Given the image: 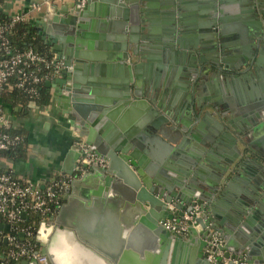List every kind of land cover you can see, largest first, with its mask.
<instances>
[{
	"label": "crops",
	"instance_id": "crops-1",
	"mask_svg": "<svg viewBox=\"0 0 264 264\" xmlns=\"http://www.w3.org/2000/svg\"><path fill=\"white\" fill-rule=\"evenodd\" d=\"M30 1L32 0H22V8L19 10L29 12ZM71 1L73 0L42 1V11L49 9L50 13L46 17L52 18L56 9ZM140 2L143 4L148 2L151 7L149 19L147 17L141 23L147 29L141 33L138 46L132 45L131 47V52L138 47L141 49L139 56L134 59L139 62L138 73H133L132 76L130 73L133 106L132 104H119L121 100L118 99H121L122 93L126 92L121 87L128 75L126 70L119 68L110 70L108 73L82 71L78 77V88L82 94L81 103L88 114H102L103 110H110L109 116L115 117L120 125L128 129L138 127L139 124L145 125L157 115L171 114L168 122L164 124L169 125L166 130L161 132L156 130L148 134L140 128L141 132H138L135 138L138 137L136 140L142 144V148L132 144L128 138L126 139L121 127L114 121L109 132V134L112 133L110 138L112 142L120 140L122 144H130L140 153L145 167L158 176L163 173H174L175 165H191L193 161L192 155L189 154V149L194 148L193 145V147L188 145L179 149L177 144H173V137L177 138L176 143H182L180 140L182 135L178 136L181 131L183 139L190 140L191 132L183 131L181 128L191 125V130H198V139L194 140L197 145L210 136L211 122H206L200 128L195 121L194 106L198 102L208 103L209 109L215 111L219 118L227 114L233 121V125L237 127L236 132L231 130L239 139L240 149L247 152L245 159L248 160L245 163L246 168H241L240 172L234 174V180L229 178L223 181L222 189L214 194L210 202L209 214L211 216L217 212L227 217L237 212L238 207L246 206L249 201L250 186L253 183L245 177L246 171L248 169L259 170L261 165H264V53L259 56V62H256L257 48L252 58L250 54L246 56V47L253 46V42L259 40L257 29L261 31L263 28L264 31V18L260 8L256 1H251L256 3L258 13L251 10L248 0H182V5L174 6V8H168L164 0H140ZM92 3L94 14L98 15V11L104 8L105 3L103 0H94ZM214 4L216 9L217 7L223 8L224 32L219 35L224 38L220 56L223 69L211 63L213 55L216 54L213 45L218 38L213 37L214 29H216L213 26L215 19L209 16L210 10L215 9ZM38 14L39 12H29V17L42 39L43 33L46 34L42 27L45 19L40 18ZM88 19L95 22L92 27L90 24L87 30L90 37L108 35L113 33L116 27L115 20L109 18L89 17ZM249 22L252 23L251 26ZM52 28L53 26L50 27V31L55 32L56 30ZM210 31H212V36L208 38ZM170 37L174 45L171 51L177 52L174 53L177 55H174V58L164 53L165 43L170 40ZM180 51H192L191 53L197 56L196 60L188 62V59L179 56ZM224 58L227 59L229 67H234L233 70L224 68ZM60 61L63 63V60ZM244 62H246L245 65L242 64ZM194 74L197 76L196 79ZM60 76L49 81H54ZM71 84L72 82L69 81L66 84L57 83L58 89L49 87L52 100L47 106H40L35 101L27 105L15 100L12 97L14 90L1 93L0 101L13 120L15 128L23 130L27 142L19 157L3 155L0 157V163L2 167L12 169L21 180L31 181L44 187L59 175L74 173L76 166L72 168V173H67L66 170L71 166V157L73 158L75 151H78L75 147L77 140L85 141L86 138L79 137V134H76L79 131L72 128L71 108H69V85ZM136 93L139 97L135 95ZM112 94L117 96L114 97L115 95ZM103 99L110 100V104H100L99 101ZM137 102L142 104L139 105ZM238 109L243 111L240 116L236 112ZM218 110L223 111L221 115ZM254 114L257 117L250 120L249 118ZM83 131L84 129H81L80 133ZM97 140L108 147L111 142L99 133H97ZM230 142L227 139L228 145ZM223 145L225 144L210 146L206 152L216 158L225 149L226 145ZM90 148L92 149L91 146ZM231 148L232 146L229 145L228 149ZM93 151L97 154L95 150ZM97 155L108 160L105 156ZM108 165L93 166L82 176L93 178L91 177L92 179L86 184L78 187L76 190L79 194L76 195L77 204H73L66 217L69 220L83 218L81 220L83 226L102 238L108 239L107 243L111 252L119 248L118 240L126 242V245H123L118 253L120 257L117 256L114 261L109 255L95 248L92 243L81 239L76 231H72V234H67L72 246H66L64 264H119L121 261L123 264H172L173 262L175 264H201L198 263L199 261H203V264L208 263L205 256L206 244L201 234L199 236H193L189 232L180 234L179 236H184V241L175 248L173 242L170 245L164 240L165 233L157 225L153 227L142 223L138 226L137 220L134 221L133 204H129L119 196L118 198L116 194L111 195L110 198L99 197L101 200L99 204H96L98 205L96 211H90L94 206L86 203L82 195H91L99 190L102 193L105 191L107 182L103 176L99 175V168H107ZM97 172L98 176H96ZM82 177L72 179L71 182ZM106 177L113 178L109 174ZM67 188L63 196L64 203L70 197ZM261 220L259 217L255 218L246 227L245 231L248 235L255 232ZM101 225H103L102 229H100ZM126 229L128 231L124 233ZM199 230L201 229L198 227ZM234 255L231 254L235 257ZM49 260L51 264V259Z\"/></svg>",
	"mask_w": 264,
	"mask_h": 264
},
{
	"label": "water",
	"instance_id": "water-1",
	"mask_svg": "<svg viewBox=\"0 0 264 264\" xmlns=\"http://www.w3.org/2000/svg\"><path fill=\"white\" fill-rule=\"evenodd\" d=\"M93 1L87 0L85 4H82L78 0L67 2L61 5L59 9H56V13L52 18L46 17L50 13L49 9L38 14L40 18L45 19L42 22V27L46 32V34L43 33V41L50 47L56 59L63 60L64 64V69L60 74L61 76L54 81H47L46 85L58 89L59 86L57 83L66 84L69 81L72 82L69 85V108H71L70 117L72 119V128L75 131H79L76 133L79 134V137L86 138V143L97 154L105 156L109 160L107 168H99V175L103 176L107 182L105 191L102 193L99 190L94 191L91 195H82L86 203L94 206L90 211H96L95 209L98 207L96 204H99L101 200L99 197L110 198L111 195L116 194L122 200L124 199L129 204H133L135 210L134 221L137 220L138 226L142 223L150 224L153 227L157 225L165 233L164 240L168 241L170 245L173 242L176 248L184 241V236H179L180 234L166 229L163 224L168 219L171 220L177 215L183 216L185 211H191L193 201L196 200L205 213L198 217L195 223L196 226H200L201 230L198 231V227L191 226L189 233L193 236H199L201 234L204 244H207V241L213 237H218L222 241L220 248L225 250L228 257L231 254H235V258L244 260L248 264H264V165H261L259 170L248 169L246 171L245 177L253 183L250 186L251 191L246 206L238 207L237 212L227 217L217 212H214L212 216L209 214L210 202L214 194L222 189L223 181L229 178L234 180V174L238 171L240 172L241 168H246L245 163L248 161L245 159L247 152L240 149L238 145L239 139L232 132V130L236 132L237 127L233 125V121L227 114L219 118L216 116L215 111L209 109L208 103L198 102L194 106L195 121L200 128L206 122H211L209 126L210 136L200 141V145H197L194 140L198 139V130H191V125L187 128H181L183 131L191 132L190 140H184L183 132L181 131L178 133V136L182 135L180 138L182 143H176L177 138L173 137V144H177V148L179 149L193 145L194 148L189 149V154L192 155L193 161H191V165L177 164L173 168L174 173H163V176H158L145 167L143 164L144 160L139 155L140 153L132 148L130 144H122L120 140H114L112 142L110 140L112 133L109 134V132L114 121V123L121 127L122 134L126 139L128 138L132 144L142 148V144L136 140L138 137L135 138L138 132H141L140 128L148 134L156 130L160 132L166 130L169 125L164 124L168 122V117L171 114L167 116L157 115L155 119L147 122L145 125L139 124L138 127L128 129L120 125L115 117L112 115L109 116L110 110H103L102 114H88L85 110L84 105L81 103L82 94L78 88V77L80 73L82 71L86 73H108L115 68L126 70V73H128L123 81L124 85L121 87L126 92H123L122 98L118 99L121 100L119 104H132L133 106L134 101H132V94L130 92V83L132 82L130 73L131 76L133 73H138L139 62L134 59L139 56L141 49L138 47L131 52V47L132 45L138 46L141 33L147 29L141 23L147 17L149 19L151 7L150 3L143 4L140 0H103L105 3L104 8L98 11V15H95ZM164 1L168 8L182 5V0ZM251 1H256L264 18V0H248V5L251 6V10L258 13V9L255 7L256 3H252ZM8 5L12 6V3ZM215 9L214 11L210 10L209 13V16L215 19L213 26L216 28L214 32L217 35L214 33L213 37H218L216 43L213 45L216 54L213 55L211 63L217 67H221V46L224 43V38L219 37V35L224 32L222 24V20L224 19L223 8L217 7ZM89 17L115 20L116 27L113 33L90 37L87 30L89 25L91 24L92 27L95 22L88 19ZM249 25L251 26L252 23L249 22ZM51 26H53L52 29L56 30L55 32L50 31ZM257 30L259 40L255 41V43L253 42V46L248 45L246 47V56L250 54V58H252L257 48L258 54L256 56V62H259V56L264 53V31L263 28H261V31L260 29ZM211 33L212 31L208 34V38L212 36ZM148 38L150 37L148 36ZM165 44V55L169 54L171 58H174L173 56L176 55L174 53L177 52L174 50L171 51L174 48L172 37ZM191 52L180 51L179 56H183L186 60L188 59V62H193L197 56ZM8 53L12 54V51ZM247 58L249 60V57ZM224 59V68L233 70L234 67H229L230 65H227V59ZM246 62L242 64L245 65ZM193 73L196 72L193 71ZM193 76L196 79L197 76L195 74ZM112 95H115L114 97L117 96L116 94ZM135 95L139 97L138 93ZM54 97H56L55 93ZM109 101L108 99H103L99 102L100 104L108 105L110 104ZM137 104L141 105L142 103L137 102ZM34 107L37 106L34 105ZM37 109L39 110L38 107ZM218 111L220 115L223 112L221 110ZM236 112L239 116L243 114V111L240 109ZM256 117L257 115L254 114L249 119L253 120ZM81 129H84L82 133H80ZM97 133L102 135L103 138L105 137L108 142L111 141L109 147L104 146L97 140ZM227 139L231 141L229 143L232 146L231 149H228ZM217 144L218 146H221V144H225L226 146L223 145L225 149L218 157L214 158L210 153L207 154L206 150L210 146H217ZM79 155V151H75L73 158L71 157V166L66 170L67 173L73 172L74 167L77 166ZM107 174L112 175L113 178H107ZM96 176H98V172ZM91 177L84 176L79 180L77 179L71 182L67 188V193L70 194V197L61 205L58 215L54 217L52 224L50 226L45 225L38 231L41 239L42 253L51 259V264H64L66 246H72V243L67 238V234H72V231H76V234L81 239L92 243L95 248L109 255L114 261L117 256L120 257L118 253L123 245H126V242L118 240L119 248L115 252H111L112 250L107 243L108 239L102 238V236L93 233L92 230L89 231L83 226L81 221L83 218L80 219L78 217L75 220L67 219V212L78 201L76 195L79 194L76 190L79 186L86 184L93 178ZM174 200H177L179 203L176 206L170 205ZM120 202L122 203V201ZM258 217L262 220L257 225L255 232L252 235H248L245 231L246 227ZM102 228L103 225H101L100 229ZM6 229L8 228L6 227ZM237 230L239 231L237 232ZM127 231L128 229L124 233ZM23 263L38 264L36 260L24 261ZM198 263L203 264V261H199ZM119 264H123L122 261ZM172 264L175 263L173 262ZM206 264L212 263L208 261Z\"/></svg>",
	"mask_w": 264,
	"mask_h": 264
},
{
	"label": "built area",
	"instance_id": "built-area-1",
	"mask_svg": "<svg viewBox=\"0 0 264 264\" xmlns=\"http://www.w3.org/2000/svg\"><path fill=\"white\" fill-rule=\"evenodd\" d=\"M16 1H0V95L6 90L20 89L33 98L38 95L40 84L48 77L41 74L42 71L46 70L50 77H56L64 69V64L55 55L41 53L32 47L13 48L11 33L14 28L18 23L30 20L29 12L42 11V1L48 0L30 1L29 12L11 11ZM78 1L82 4L87 2ZM14 129L13 120L0 101V157L2 152L14 150L23 142L24 135L13 132ZM75 147L80 155L74 173L59 175L44 187L21 180L12 169L0 164V264H24V261L32 260L38 264H50L48 256L42 253L38 231L53 222L72 179L82 177L93 166L108 165V160L97 155L86 141L77 140ZM178 203L174 200L170 205L176 206ZM204 213L199 203L193 201L191 211L168 219L163 225L177 234H186L191 226H196L197 218ZM196 227L200 228L199 225ZM221 244L218 237L207 241L205 256L210 263L248 264L239 258L228 257L225 250L220 248Z\"/></svg>",
	"mask_w": 264,
	"mask_h": 264
},
{
	"label": "trees",
	"instance_id": "trees-1",
	"mask_svg": "<svg viewBox=\"0 0 264 264\" xmlns=\"http://www.w3.org/2000/svg\"><path fill=\"white\" fill-rule=\"evenodd\" d=\"M11 39L13 48L25 49L32 47L41 53H45L50 56L54 55V53L50 50V47L47 46L41 39L30 20L18 23L11 33ZM41 74L48 77L40 84L38 95L32 98L25 91L16 89L13 91L14 93L12 94V97L15 98V100L22 101L27 105H29V103L32 101H35L40 106L49 105L52 100V93L50 88L47 87L46 82L49 81V79L53 80L55 77H50V73H48L46 70H43ZM13 132L24 135V140L16 149L2 152V156L19 157L23 151V147L26 145L27 139L23 133V130L20 128H15Z\"/></svg>",
	"mask_w": 264,
	"mask_h": 264
},
{
	"label": "rangeland",
	"instance_id": "rangeland-1",
	"mask_svg": "<svg viewBox=\"0 0 264 264\" xmlns=\"http://www.w3.org/2000/svg\"><path fill=\"white\" fill-rule=\"evenodd\" d=\"M22 4V0H17L15 3H14V6L11 8V11H16V10H19L22 8L21 6ZM5 159V158H4ZM8 159V158H6ZM1 164V163H0ZM2 166V165H1ZM5 168V167H4Z\"/></svg>",
	"mask_w": 264,
	"mask_h": 264
},
{
	"label": "flooded vegetation",
	"instance_id": "flooded-vegetation-1",
	"mask_svg": "<svg viewBox=\"0 0 264 264\" xmlns=\"http://www.w3.org/2000/svg\"><path fill=\"white\" fill-rule=\"evenodd\" d=\"M219 68H221V67H219ZM221 69H223V68H221ZM229 70V69H228Z\"/></svg>",
	"mask_w": 264,
	"mask_h": 264
}]
</instances>
